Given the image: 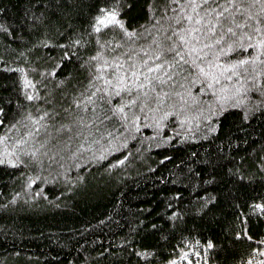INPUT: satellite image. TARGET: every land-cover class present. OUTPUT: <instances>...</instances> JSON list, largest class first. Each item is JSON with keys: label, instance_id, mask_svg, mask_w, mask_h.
<instances>
[{"label": "trees", "instance_id": "16d2710c", "mask_svg": "<svg viewBox=\"0 0 264 264\" xmlns=\"http://www.w3.org/2000/svg\"><path fill=\"white\" fill-rule=\"evenodd\" d=\"M101 2L31 0L29 7V0H0L6 10L0 19L13 30L12 36L0 34V107L7 112V118L0 114V119L6 125L25 109L35 114L41 105L52 107L45 100L54 97L59 102L65 87L57 81H67L69 72L78 74L76 57L65 58L55 76H42L40 70L53 67L49 57L58 59L67 51L57 45L72 32H86ZM147 4L136 0L125 17L130 23L143 22ZM40 14L42 20L33 27L29 17ZM91 54L85 46L77 56ZM25 75L32 82L27 89ZM26 91L37 93L39 100L28 101ZM256 101H264L256 90L231 99L212 133L194 121L180 127L172 115L156 135L143 121L139 132L120 128L126 145H117L118 151L106 152L103 159L97 155L89 160L85 154L83 160H74L62 153L52 161L45 155L36 163L31 154L20 153L22 164H0V264H144L145 259L165 264L181 248L188 259L178 264H241L249 255L264 261V254L251 252L264 247V218L253 215L241 223L247 205L264 197V107ZM184 133L188 135L181 139ZM0 134L8 135V141H0L2 153L5 143L14 142L16 131L6 133L0 127ZM34 144L28 141L29 147ZM234 166L250 179L230 175ZM213 177V183H206ZM212 195L217 200L210 202V209L196 211ZM249 225L252 240L235 235ZM208 240L213 248H207ZM145 248L154 256H139Z\"/></svg>", "mask_w": 264, "mask_h": 264}, {"label": "snow or ice", "instance_id": "6c2138e0", "mask_svg": "<svg viewBox=\"0 0 264 264\" xmlns=\"http://www.w3.org/2000/svg\"><path fill=\"white\" fill-rule=\"evenodd\" d=\"M135 2L102 0L84 34L72 32L63 44L57 45L67 51H62L58 59L49 57L53 67L41 69L40 74L55 76L69 56L76 57L74 63L79 72L77 75L69 72L67 81L64 78L57 81L65 90L59 102L54 97L44 101L52 107L41 105L35 114L25 109L7 125L0 119V127L6 133L16 131L14 142L9 141L11 147L5 143L0 153V164H22L20 153L31 154L36 163L45 155L52 161L62 153L70 154L74 160H83L85 154L89 160H95L97 155L103 159L106 152L118 151L117 145H126L120 128L139 132L143 121L156 130V135L165 128V122H171L172 115L181 122L180 127L183 122L194 121L196 125L203 123L212 133L216 131V118L231 99L252 90L264 96V0H148L147 18L130 23L125 13L131 11ZM65 7L70 10L67 3ZM5 11L0 8V14ZM25 16L28 17L27 11ZM42 18L43 14L29 17L33 27ZM109 31L112 34L105 39ZM0 34L13 35L12 26L2 19ZM85 36L89 38L86 40ZM85 46L92 54L77 56ZM3 59L0 56V61ZM19 70L25 72L23 67ZM23 80L27 89L32 82L26 75ZM209 94L211 99L207 98ZM25 96L28 101L39 100L37 93L26 91ZM256 103L264 107V101ZM0 114L6 119V108L0 107ZM243 118H248L247 113ZM187 135L184 133L181 139ZM29 140L35 142L34 146H28ZM0 141H8V135L0 134ZM125 159L116 160L115 164H122ZM228 172L250 179L243 177L235 166ZM214 181L215 177L206 183ZM216 200L212 195L196 211L209 210L210 202ZM247 207L248 213L241 223L253 215L264 218V197L254 199ZM250 230L249 225L248 230L237 231L235 235L252 240ZM213 247L208 240L207 248ZM251 252L264 254V247L253 248ZM138 255L152 257L154 251L145 248ZM181 259H188L183 248L165 264H178ZM144 264H148L147 259ZM241 264H264V261L249 255Z\"/></svg>", "mask_w": 264, "mask_h": 264}]
</instances>
